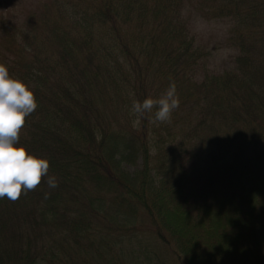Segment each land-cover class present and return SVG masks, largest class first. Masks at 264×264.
<instances>
[{
	"label": "trees",
	"instance_id": "16d2710c",
	"mask_svg": "<svg viewBox=\"0 0 264 264\" xmlns=\"http://www.w3.org/2000/svg\"><path fill=\"white\" fill-rule=\"evenodd\" d=\"M202 19L227 23L222 67ZM0 62L34 85L18 142L57 180L0 198V264H264V0H30L0 13ZM170 82L167 121L131 111ZM187 121L230 139L211 164Z\"/></svg>",
	"mask_w": 264,
	"mask_h": 264
},
{
	"label": "clouds",
	"instance_id": "9594fccd",
	"mask_svg": "<svg viewBox=\"0 0 264 264\" xmlns=\"http://www.w3.org/2000/svg\"><path fill=\"white\" fill-rule=\"evenodd\" d=\"M33 87L23 79L10 75L8 66L0 62V198L15 201L22 191L34 189L42 176L47 177L49 188L57 186L56 178L47 175L48 159L28 152L18 142L25 117L37 107ZM179 103L175 83L170 82L158 97L147 96L142 101H133L131 111L143 115L155 107V120L164 122Z\"/></svg>",
	"mask_w": 264,
	"mask_h": 264
},
{
	"label": "rangeland",
	"instance_id": "374dc122",
	"mask_svg": "<svg viewBox=\"0 0 264 264\" xmlns=\"http://www.w3.org/2000/svg\"><path fill=\"white\" fill-rule=\"evenodd\" d=\"M30 6V0H0V13L6 14V10L10 9L11 11H16L17 16L20 11ZM227 23L217 21V20H200L195 24L194 32L198 35V44L205 45L209 50H212L213 63L212 65L222 67L228 61L230 52L224 45H221L224 42L225 33L227 30ZM193 123L184 122L182 127H184L185 136L191 138V143L196 144V149L198 150V155L204 163L211 164L214 158L218 157V154L221 150H224L223 146L227 144L228 139L224 136L223 132L220 129H212L209 127H202L198 130V133H195ZM232 151H234V144L232 146ZM139 169L138 166H128L129 171H134ZM262 252L250 250L251 255L259 256L262 258V253L264 254V239L261 242ZM160 258H165L168 264H174L172 259L173 253L171 251H160L157 250ZM172 256V257H171ZM254 261L251 259L248 263L253 264Z\"/></svg>",
	"mask_w": 264,
	"mask_h": 264
}]
</instances>
